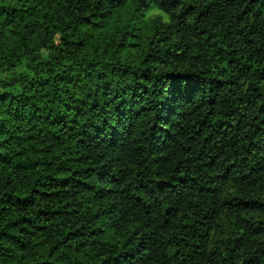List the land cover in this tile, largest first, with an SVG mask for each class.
Masks as SVG:
<instances>
[{"label":"trees","instance_id":"trees-1","mask_svg":"<svg viewBox=\"0 0 264 264\" xmlns=\"http://www.w3.org/2000/svg\"><path fill=\"white\" fill-rule=\"evenodd\" d=\"M0 264H264V0H0Z\"/></svg>","mask_w":264,"mask_h":264},{"label":"clouds","instance_id":"clouds-1","mask_svg":"<svg viewBox=\"0 0 264 264\" xmlns=\"http://www.w3.org/2000/svg\"><path fill=\"white\" fill-rule=\"evenodd\" d=\"M155 13H156V14H159V15H162L163 18H164V21H165V22H168L169 17L167 16V14L163 13V12H162L161 10H159V9H156V10H155Z\"/></svg>","mask_w":264,"mask_h":264}]
</instances>
